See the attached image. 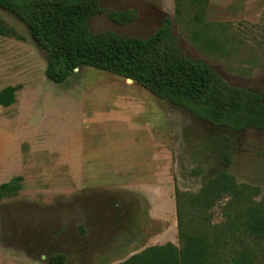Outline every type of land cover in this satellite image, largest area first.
I'll use <instances>...</instances> for the list:
<instances>
[{
  "label": "rangeland",
  "instance_id": "rangeland-1",
  "mask_svg": "<svg viewBox=\"0 0 264 264\" xmlns=\"http://www.w3.org/2000/svg\"><path fill=\"white\" fill-rule=\"evenodd\" d=\"M100 5L137 17L117 24L96 15L88 21L93 33L146 39L169 18L186 56L264 95V0ZM0 17L19 36L0 35V89L18 86L15 102L0 106V183L22 176L21 189L0 199V264H48L56 253L64 264H117L149 246H179L175 190L205 226L227 227L247 207L264 206L263 131L215 127L88 66L51 82L46 54L26 26L2 9ZM220 172L232 192L192 202ZM256 264H264L260 252Z\"/></svg>",
  "mask_w": 264,
  "mask_h": 264
},
{
  "label": "trees",
  "instance_id": "trees-1",
  "mask_svg": "<svg viewBox=\"0 0 264 264\" xmlns=\"http://www.w3.org/2000/svg\"><path fill=\"white\" fill-rule=\"evenodd\" d=\"M192 2L201 8L206 0ZM0 9L21 21L45 52V76L51 82L62 83L75 69L88 66L131 79L215 127L264 132L263 93L232 86L207 64L186 56L172 35L169 18H164L152 35L140 39L111 30L93 33L88 21L96 15L106 14L117 24H128L137 17L130 9L108 11L100 0H0ZM0 35L19 37L1 17ZM17 89V85L0 89V106L12 105ZM21 181L22 176L16 175L0 183V199L15 195ZM234 187L229 175L220 172L192 202L211 204ZM175 203L180 245L165 242L149 246L117 264H256L258 253L264 256V206L247 207L242 218L220 227L200 224L199 215L184 209L177 190ZM65 261L60 253L47 260L48 264Z\"/></svg>",
  "mask_w": 264,
  "mask_h": 264
},
{
  "label": "bare ground",
  "instance_id": "bare-ground-1",
  "mask_svg": "<svg viewBox=\"0 0 264 264\" xmlns=\"http://www.w3.org/2000/svg\"><path fill=\"white\" fill-rule=\"evenodd\" d=\"M126 80H127V82H129V83L133 82L131 79H126Z\"/></svg>",
  "mask_w": 264,
  "mask_h": 264
}]
</instances>
